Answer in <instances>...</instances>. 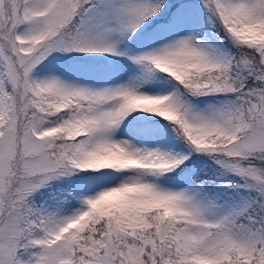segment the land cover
<instances>
[{
  "label": "snow or ice",
  "instance_id": "6c2138e0",
  "mask_svg": "<svg viewBox=\"0 0 264 264\" xmlns=\"http://www.w3.org/2000/svg\"><path fill=\"white\" fill-rule=\"evenodd\" d=\"M0 264H264V0H0Z\"/></svg>",
  "mask_w": 264,
  "mask_h": 264
}]
</instances>
